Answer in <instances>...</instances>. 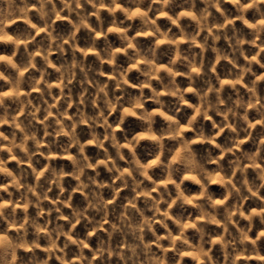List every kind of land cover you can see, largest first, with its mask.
Returning a JSON list of instances; mask_svg holds the SVG:
<instances>
[{"label": "clouds", "instance_id": "1", "mask_svg": "<svg viewBox=\"0 0 264 264\" xmlns=\"http://www.w3.org/2000/svg\"><path fill=\"white\" fill-rule=\"evenodd\" d=\"M0 264H264V0H0Z\"/></svg>", "mask_w": 264, "mask_h": 264}, {"label": "rangeland", "instance_id": "2", "mask_svg": "<svg viewBox=\"0 0 264 264\" xmlns=\"http://www.w3.org/2000/svg\"><path fill=\"white\" fill-rule=\"evenodd\" d=\"M130 126H131V125H130ZM193 187H195V186H193ZM213 188H214V189H216V188H217V186H215V185H214V186H213Z\"/></svg>", "mask_w": 264, "mask_h": 264}]
</instances>
